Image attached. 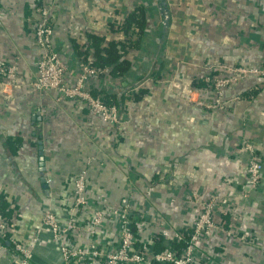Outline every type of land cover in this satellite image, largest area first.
Masks as SVG:
<instances>
[{"label": "crops", "instance_id": "obj_1", "mask_svg": "<svg viewBox=\"0 0 264 264\" xmlns=\"http://www.w3.org/2000/svg\"><path fill=\"white\" fill-rule=\"evenodd\" d=\"M167 1L168 29L158 0H0V55L16 64L20 85L9 98L0 94V218L25 244L34 242L46 208L65 214L63 195L92 155L97 159L89 172L93 200L146 210L150 215L138 226L140 238L159 244L166 227H190L200 213L190 191L200 198L219 192L235 199L244 188L240 135L254 141L264 162L263 77L252 74L239 81L235 92L242 99L220 111L190 103L168 82H158L162 76L193 79L200 97L210 100L215 90L204 81L206 75L217 76L228 65L261 66L264 0ZM46 2L54 3L55 47L71 76L79 73L85 51L92 56L90 33L125 38L111 32L110 23L120 25L136 5H146L149 28L140 48L131 52L133 68L124 76L91 79L95 91L119 105L125 117L120 126L29 85L40 54L36 9ZM16 139L22 144L13 150ZM40 141L47 188L41 180ZM226 211L231 234L203 245L214 264H264V178ZM113 229L108 222L107 230ZM41 239L32 263L64 264L52 236L45 232ZM0 264L18 263L0 249Z\"/></svg>", "mask_w": 264, "mask_h": 264}, {"label": "built area", "instance_id": "obj_2", "mask_svg": "<svg viewBox=\"0 0 264 264\" xmlns=\"http://www.w3.org/2000/svg\"><path fill=\"white\" fill-rule=\"evenodd\" d=\"M36 11L35 40L40 54L37 73L29 85L39 92L56 93L59 101L79 103L106 123L114 126L124 123L125 117L119 105L113 100L107 101L104 95L91 87V79L100 74L108 75L111 67L99 69L89 62H82L79 73L71 76L68 65L55 47L54 3H43ZM2 26L0 18V28ZM224 68L225 71L217 76L204 77V81L209 82L215 90V96L210 100L200 97L193 79L176 75L167 80L162 76L158 82H168L169 89H177L190 103L207 110L220 111L230 101L242 99L235 92L239 81L252 74L264 79V63L257 67L228 65ZM17 78L16 64L0 55V94L8 98L12 96L20 86ZM229 95L231 98H228ZM239 137V149L244 155L240 161L246 174L244 188L238 190L235 199L234 194L226 196L219 192L200 198L197 193L190 191L188 195L201 204L200 213L190 227H166L159 236L160 244L156 240L140 238L138 226L143 225L146 216L150 215L146 210L93 200L89 172L97 159L92 155L63 195L65 214L59 215L51 206L46 208L30 246L22 242L13 228L0 218V249L7 251L11 260L17 258L18 264H33L32 255L43 245L42 235L48 232L56 241L55 249H58L59 258L64 264H199L208 260L214 264V257L203 245L214 237L231 234L232 228L224 219L229 204L235 202L237 196L249 197L264 178V162L258 156L254 141L242 135ZM108 222L114 223L113 232L107 230ZM7 241L9 246L5 245ZM175 243L182 244V248L179 250L174 246Z\"/></svg>", "mask_w": 264, "mask_h": 264}, {"label": "trees", "instance_id": "obj_3", "mask_svg": "<svg viewBox=\"0 0 264 264\" xmlns=\"http://www.w3.org/2000/svg\"><path fill=\"white\" fill-rule=\"evenodd\" d=\"M150 15L145 4L139 3L124 17L120 25L110 23L111 32H120L126 35L125 38H110L106 35H97L90 33L88 35L89 41L93 45L94 50L92 56L89 57L87 51L84 61L89 62L97 68L105 66L111 67V72L108 75L124 76L134 66V60L131 57L132 50H138L143 40L147 29L149 28ZM146 89H142L144 93ZM97 92V91H96ZM98 93V92H97ZM108 101L109 99L104 96ZM12 142L13 150H16L21 144V139H16ZM3 204V203H2ZM179 250L182 244L175 243Z\"/></svg>", "mask_w": 264, "mask_h": 264}, {"label": "water", "instance_id": "obj_4", "mask_svg": "<svg viewBox=\"0 0 264 264\" xmlns=\"http://www.w3.org/2000/svg\"><path fill=\"white\" fill-rule=\"evenodd\" d=\"M158 3L160 5L161 12L164 15V19H165L164 26L166 27V29H168L170 27L171 21H172V15H171V12H170L169 7H168V1L167 0H158ZM166 29H165V31H166ZM124 84H127V83L124 82ZM39 149H40L39 150L40 171L42 172L41 180L43 182V186L45 188H47L48 187L47 178L44 175V171L46 170V166H45V153H44L43 145H42L41 141H40Z\"/></svg>", "mask_w": 264, "mask_h": 264}]
</instances>
